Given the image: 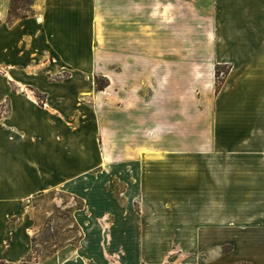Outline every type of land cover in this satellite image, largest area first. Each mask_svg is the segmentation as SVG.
Instances as JSON below:
<instances>
[{
	"label": "crops",
	"instance_id": "1",
	"mask_svg": "<svg viewBox=\"0 0 264 264\" xmlns=\"http://www.w3.org/2000/svg\"><path fill=\"white\" fill-rule=\"evenodd\" d=\"M11 3L0 0V108L9 107L0 119V264L31 254L30 205L57 190L86 202L73 215L82 238L38 264H264V147L198 153L208 170L187 173L179 84L202 79V64L187 62V19H209L211 78L228 65L233 81L260 87H237L240 98L225 109L240 115L233 127L248 125L247 136L233 128L232 140L210 143L246 146L259 131L256 113L237 105L264 87V0H34L32 16L7 23ZM96 76L110 83L95 94L97 106L75 107L78 92L92 96L85 83ZM32 89L45 107L25 92ZM123 163L124 205L113 197ZM235 225L248 231L235 234ZM240 234L255 250H215Z\"/></svg>",
	"mask_w": 264,
	"mask_h": 264
},
{
	"label": "rangeland",
	"instance_id": "2",
	"mask_svg": "<svg viewBox=\"0 0 264 264\" xmlns=\"http://www.w3.org/2000/svg\"><path fill=\"white\" fill-rule=\"evenodd\" d=\"M11 8L9 10V15L5 18L7 23H13L16 22L18 18H22L24 16L30 17L34 14L33 5L30 4L29 0H17L13 7L11 4ZM197 21L198 22L193 23L192 19H187V45H193L194 50L190 51V49L187 48L185 52L187 53V62L191 60L202 64L200 67H196V69L199 68L201 70L202 79L189 80V77L187 76V80L185 82L179 83L180 89L183 91V101L185 102L186 107L184 148L186 150V154L188 155L184 163H180V166L182 169L186 170L187 173H196L200 172V170L204 171V169L208 170V166L211 163L208 161H201L198 157L196 158L194 155L198 153H218L220 155L233 151L234 153H260L264 147V138H262L264 136L263 86L261 91L256 93V95L249 96L245 94L238 103L241 105H237L240 108L241 106H250V108L254 110V113H256L252 118L256 123L253 127L259 128V131L256 133L257 129L251 130L250 136L252 135L251 139L253 141L251 140L243 147L239 146V143L235 144L233 150L226 148V146L219 147L217 150L215 147L211 146L210 141H226V139L232 140V129L236 127V125L233 127L232 119L233 117H238L240 115H234L233 112L226 115L225 109L230 101H232L230 107H233V101H237L238 98H240L234 97V93L238 91L236 88L241 86L246 93L248 91V94H251L255 91V89H259L260 87L259 83H256V81L250 83L233 81L230 76L232 67L228 65L217 67L215 69V75L211 78L209 71H207L205 62V58L209 56V51L207 49V31L209 30L210 21L209 19H197ZM192 29H195L196 31L192 32ZM192 53L196 55V58L192 57ZM117 70L119 71V69ZM70 77V73L68 75L59 74L57 76H50V82H60L63 79ZM85 84L93 87V94L92 96L85 98L84 96H80V92H78L76 96L77 98H75L74 106L87 111H93L95 106H97L95 94L103 92L99 91V88H105L106 90L110 83L108 79L104 78V76H96L93 83L87 82ZM25 92L30 94L34 100L38 102V104L45 107L46 99L44 95H41L34 89H32V91L25 90ZM229 93L233 96H230ZM142 94L143 96H147L144 90ZM8 112L9 107L5 104L2 108H0V119L7 115ZM247 127L248 125L244 124L243 126H239L237 130L235 128V131L240 130L241 132V130H243V132H245L244 136L246 137L248 130ZM141 152H145V150H142ZM241 164L243 163L236 161L235 158V168L237 166H241ZM123 166L125 167H123L121 175L124 176L119 178V180L117 179V181L120 182L117 185L118 187L115 193L117 192L118 194L113 195V197L115 196L118 202L122 205L126 204L122 193L125 190V187L128 186V173L130 170L129 164L123 163ZM136 169H139V167ZM93 174H96V172H93ZM116 199H112V201H115ZM91 202L94 201L91 199ZM85 203L86 202L82 198H77L75 195L66 193L62 190L43 194L33 200L30 205L34 220V225L31 230L33 251L30 254L33 264H38L56 256L59 251L63 250L67 246L79 245L82 238L81 230L76 224L73 215L76 210L82 209ZM136 203L138 204V202ZM221 227L224 228V226L219 225V230ZM111 228L113 229V227ZM242 228L246 229L245 232L248 231V226L235 225V234H239V232L242 233ZM241 235L242 234H240V240L234 238L232 243H226V241L220 242L215 250L219 251V253L223 256L229 253H234V256L239 257H241L243 253L248 250H255V247H251V245H253L252 242L246 243L241 240ZM257 243L259 242H254V244ZM258 247L259 249L264 250V241H261Z\"/></svg>",
	"mask_w": 264,
	"mask_h": 264
},
{
	"label": "trees",
	"instance_id": "3",
	"mask_svg": "<svg viewBox=\"0 0 264 264\" xmlns=\"http://www.w3.org/2000/svg\"><path fill=\"white\" fill-rule=\"evenodd\" d=\"M30 1V4L31 5H33V3H34V0H29ZM17 2V0H12V7H13V5L15 4ZM11 10H12V8H11ZM29 16H24V17H22V18H18L17 20H21V19H26V18H28ZM105 90V88L103 89V88H99V91H104ZM1 264H7V263H5V262H2ZM20 264H33V262L31 261V257H30V255L25 259V260H23Z\"/></svg>",
	"mask_w": 264,
	"mask_h": 264
}]
</instances>
